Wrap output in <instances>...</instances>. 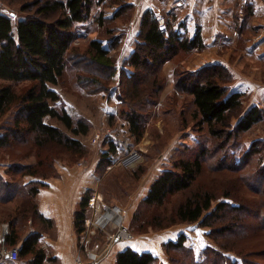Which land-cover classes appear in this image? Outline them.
<instances>
[{"label": "trees", "instance_id": "1", "mask_svg": "<svg viewBox=\"0 0 264 264\" xmlns=\"http://www.w3.org/2000/svg\"><path fill=\"white\" fill-rule=\"evenodd\" d=\"M106 1L2 0L17 17L0 10V150L14 152L23 147L28 148L23 154L36 151L38 157L42 156L41 151L47 152L36 165H24L21 161L25 156L21 153L16 158L13 154L5 175L0 174V205L7 210L16 198L30 204L23 210L17 207V213L13 208L6 212L10 232L5 240L10 247L17 246L25 237L30 217L35 218V223L43 217L33 199L49 186L48 181L41 180L48 175L41 167H52L55 149L65 148L78 157L86 153L77 136L87 135L90 125L74 118L68 109L58 108L61 94L57 86L65 81L69 62L75 59L74 65L81 63L87 70L86 74L80 71L76 74L80 86L93 85L97 92L108 90L103 79H112L117 71L110 51L121 42L117 35L121 31L120 22L129 20L134 8L126 0ZM104 2L107 5L95 16L99 36L90 39L84 50L73 48L76 38L83 37L78 34L77 26L86 23L93 7ZM113 4L118 9L108 10ZM205 47L199 30L191 35L169 20L161 25L152 11L146 12L134 51L123 61L121 75L128 84L120 101L138 102L148 94V87H153L152 90L159 87V70L166 61ZM231 81L230 71L221 65H208L177 79L179 89L192 97L194 118L199 127H207L209 139L196 153L186 152L173 161L172 168L161 173L141 201L134 222L146 219L143 221L155 229L199 223L211 229V236L217 242L215 247H206L202 252L206 256L205 264H264V248H255L252 242L264 235V138L248 145L239 142L242 133L263 120V111L259 107L246 110L243 95L230 91ZM128 109L122 110L121 115L128 121L131 133L140 139L144 134L142 115L135 107ZM48 118L63 124L72 135ZM118 147L116 141H110V150L102 158L103 165L113 161L111 153L117 152ZM24 175L36 178L21 184L19 178ZM251 194L254 196L250 197ZM175 196L178 199L169 213L153 210V214L145 216L146 210L165 207ZM89 198L90 192H86L75 214L79 234L85 230ZM243 213L248 215V220L242 217ZM231 230L236 236L229 246L217 241L221 236L228 237ZM187 238L181 234L165 247L183 249ZM226 251L235 253L240 261L232 260ZM19 257L26 264H44L47 255L40 246L39 233L23 239ZM194 257H191L193 261ZM158 261L159 257L151 252L140 253L129 247L120 251L116 259L117 264H158Z\"/></svg>", "mask_w": 264, "mask_h": 264}, {"label": "rangeland", "instance_id": "2", "mask_svg": "<svg viewBox=\"0 0 264 264\" xmlns=\"http://www.w3.org/2000/svg\"><path fill=\"white\" fill-rule=\"evenodd\" d=\"M106 2L112 3L113 0ZM103 4L104 6L107 5L106 3ZM241 9L244 10V5L241 6ZM0 10L13 15L11 16L13 18L17 17L11 13L9 8L4 6L2 0H0ZM123 24L120 29L125 30L127 35L134 32V26H129L130 20L123 22ZM88 30H90L89 26H77L78 34L83 35V37L76 38L73 48L86 49L91 39ZM98 36L99 34L96 38ZM260 36L259 34L257 38ZM128 45V41L126 43L121 40L118 46L110 51L111 56L116 60L117 71L112 79H103L108 90L101 92H97L93 85H79L77 72L86 74L87 70L83 68L81 63L74 65L72 62L75 59L70 60L65 81L57 86V91L61 94V100L57 102V106L68 109L74 118L78 117L89 123L90 132L87 135L77 136L84 144L86 153L84 156L78 157L65 148L57 147L55 149L56 155L52 160V167L48 165L41 167V170H46L48 173L47 177L41 178V180L51 181L64 176L67 178L76 177L80 180L94 177L95 182L98 183L87 191L90 192L89 202L94 204V207H90L88 203V216L98 219L104 216L107 219L110 213L114 214V217L110 218L106 225L111 233V241L119 235L124 236L120 240L129 242L134 239L151 241L153 246L164 253V259H159L158 264H181L179 261L185 262L184 264H205L206 256L202 252L206 247H215L217 243L211 236V229L202 227L199 223H178L166 229H155L150 223L143 221L146 219L141 222H134V215L140 208L141 201L147 196L152 183L161 173L172 168L173 161L182 157L186 152L196 153L200 145L207 143L209 139L207 127H199L198 121L194 118L195 106L192 97L183 93L176 84L180 76L199 70L193 58V53L197 51L183 53L177 58L166 61L159 70L158 77L161 82L159 87L153 90V87H148V94H144L136 103L130 100H128L130 103H122L120 96L128 83L123 79L121 70L123 61L130 56L126 53ZM151 90L154 93H150ZM134 107L142 115L144 134L140 139L131 133L128 121L121 115L122 110H129L128 108ZM112 114L114 117H111ZM238 119L239 117L234 118L233 124ZM48 120L66 130L63 124L51 118ZM258 138H264V123H258L249 131L242 133L239 136V142L248 145ZM111 140L116 141L119 147L117 152L111 153L112 156L114 155L113 161L103 165L102 158L104 153L110 150ZM24 151L28 152V148L20 147L14 152L7 149L0 150V174L5 175L9 164H11L10 156L13 154L17 158L22 153L21 156H25V158L21 163L24 165H36L39 158H45L47 153L41 151L42 156L38 157L36 151L23 154ZM133 152L140 155V159L136 163L126 165L122 162V159H128ZM90 167H93L91 176L87 175ZM20 178L19 181L24 184L36 177L31 178L29 175H24ZM38 194L33 199V203L37 207ZM243 196L246 197L245 194ZM252 196L254 195L251 194L250 197ZM177 199L178 196L173 197L165 207L146 210L145 216L153 214V210L169 213L175 206ZM27 205L30 206V204L16 198L12 204L8 205L7 210L10 211L13 208V211L17 213L19 211L17 207L23 210ZM7 210L0 205V222L5 220ZM242 217L248 220V215L246 217L243 213ZM250 221L253 222L254 220L251 219ZM32 227L37 229V223H35V218L30 217L26 222L25 233L29 232ZM88 230L92 236L93 228L89 227ZM124 230L127 232L126 237L123 234ZM231 231L228 237L221 236L217 241L229 246L231 239L236 236L234 230ZM178 234H185L188 237L185 247L180 250H167L165 244L169 241L175 242L179 237ZM171 237L173 240H166ZM252 242L254 243L253 247L264 248V235ZM89 252L99 255L97 251ZM225 253L232 260L240 261V257L235 253L227 251ZM191 257H194V261L198 263H195ZM82 258L84 262H90L87 255ZM21 262L19 261L18 264Z\"/></svg>", "mask_w": 264, "mask_h": 264}, {"label": "crops", "instance_id": "3", "mask_svg": "<svg viewBox=\"0 0 264 264\" xmlns=\"http://www.w3.org/2000/svg\"><path fill=\"white\" fill-rule=\"evenodd\" d=\"M126 2L134 8L129 19L134 26V32L127 35L125 30H121L117 35L122 41H128V56L134 51L141 20L148 11L156 16H163L176 28L182 27L191 35L199 30L206 47L193 53L196 67H226L232 75L230 91L243 95L246 110L252 107L261 108L263 120L259 124L264 123V0H247L244 10L241 9L240 0H183L178 8H173L170 0ZM103 8V3L96 5L90 19L79 24L89 26L91 39L99 34L100 27L95 22V16ZM107 9L117 10L118 5L113 4ZM120 25L123 26V22ZM259 34L261 36L257 38ZM92 172L93 167H90L87 175L91 176ZM96 183L98 182L92 176L86 180L64 176L48 181L49 186L38 194V210L43 217L39 218L37 229H29L23 239L33 233L40 234V246L47 255L44 264H76L77 256L82 255L85 258L89 251L99 252L97 264H117V254L128 247L140 253L151 252L159 259H164V253L153 246L151 241H111L110 230L103 218L88 216L85 230L78 233L75 214L84 193L95 187ZM89 227L93 228L92 236ZM9 232L10 221H1L0 234L7 235ZM172 237L166 240H173ZM23 239L17 247L22 246Z\"/></svg>", "mask_w": 264, "mask_h": 264}, {"label": "built area", "instance_id": "4", "mask_svg": "<svg viewBox=\"0 0 264 264\" xmlns=\"http://www.w3.org/2000/svg\"><path fill=\"white\" fill-rule=\"evenodd\" d=\"M242 5H245L247 0H241ZM170 4L173 8H178L183 4V0H170ZM13 16V15H11ZM159 23L161 25H164L166 23V20L163 16H157ZM129 26H133L130 24ZM129 31V30H128ZM140 159V155L136 152H133L128 159H122V162H124L126 165L134 164ZM90 207H94L93 202H89ZM104 219L105 224H108V221L110 220V215L107 216V219L105 217H102ZM100 218V219H102ZM122 219V218H121ZM120 219V221H121ZM123 234H125L126 237V230L123 231ZM121 237H124L123 235L117 236L115 239L120 240ZM124 239V238H123ZM83 256L78 255L76 258V264H83L84 260L82 258ZM87 257L90 262H87L88 264H97L99 261V256L95 255L93 252H88ZM20 261L19 257V247L14 246L10 247L7 245L5 240V235L0 234V264H18Z\"/></svg>", "mask_w": 264, "mask_h": 264}, {"label": "bare ground", "instance_id": "5", "mask_svg": "<svg viewBox=\"0 0 264 264\" xmlns=\"http://www.w3.org/2000/svg\"><path fill=\"white\" fill-rule=\"evenodd\" d=\"M109 215H110V218H113L114 217V214L113 213H110Z\"/></svg>", "mask_w": 264, "mask_h": 264}]
</instances>
